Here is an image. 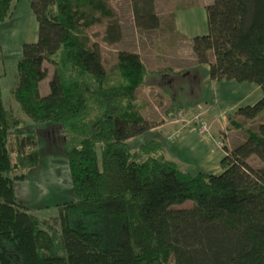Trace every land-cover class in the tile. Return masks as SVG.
I'll use <instances>...</instances> for the list:
<instances>
[{
  "label": "trees",
  "instance_id": "obj_1",
  "mask_svg": "<svg viewBox=\"0 0 264 264\" xmlns=\"http://www.w3.org/2000/svg\"><path fill=\"white\" fill-rule=\"evenodd\" d=\"M19 1L0 0V27ZM132 5L140 28L161 26L155 0ZM30 6L38 39L22 46L13 96L34 122L59 123L77 144L66 153L74 198L55 204L59 228L19 198L16 182L41 161L39 133L5 106L0 84V264H264V166L250 162L264 163V95L230 119L245 139L224 144L223 172L192 174L150 133L161 121L147 120L136 96L147 76L140 54L119 50L108 68L91 38L92 26L114 16L106 0ZM206 11L209 32L190 40L197 63L210 65L212 79L264 91V0H213ZM105 35L119 41V22ZM45 61L54 67L48 93ZM145 133V142H129Z\"/></svg>",
  "mask_w": 264,
  "mask_h": 264
},
{
  "label": "rangeland",
  "instance_id": "obj_2",
  "mask_svg": "<svg viewBox=\"0 0 264 264\" xmlns=\"http://www.w3.org/2000/svg\"><path fill=\"white\" fill-rule=\"evenodd\" d=\"M155 1L156 11L162 24L156 29H144L136 24L132 0H106L109 7L113 9L114 16L105 18L104 22L92 26L89 33L93 42L100 47L104 63L108 68L115 63L117 53L122 49L138 52L147 68V73L161 68H166V72H173L185 64H192L195 60L197 63L191 43L178 35L172 26V14L176 6L186 0ZM25 4H28V10ZM17 7L16 15L13 14L14 18L12 17L13 19L8 24L0 27L2 97L5 106L14 115L20 117L27 126L38 130L41 161L30 171L27 179L16 182V188L19 198L44 221L45 227L50 225L59 228L57 221L59 214L55 204L74 198L66 153L67 148L76 143L59 123L34 122L22 111L20 104L13 96V91L18 85L17 66L21 58L22 46L28 41L35 42V39H38V23L29 7L28 0H20ZM110 20L118 21L122 32L121 39L113 43L108 42L105 35ZM44 66L48 68V76L42 82L41 88L42 92L48 93L54 67L48 61L44 62ZM145 83L136 92L137 98L145 103V108L142 110L143 115L147 120H160L161 124L170 122L172 117L167 115L165 108L159 106L162 96L156 94L153 88L145 86ZM198 112L204 113L205 111L200 109L195 113ZM183 118L191 119L186 114H183ZM201 119L207 123L211 131L203 115ZM185 120L178 122L181 128H187ZM148 135L149 133H145L143 136L131 138L129 142L139 145L145 142L147 138L145 136ZM99 156L101 158V150H99ZM250 162L254 167L264 166V163L256 157H252ZM189 203L190 201H187L185 205Z\"/></svg>",
  "mask_w": 264,
  "mask_h": 264
},
{
  "label": "crops",
  "instance_id": "obj_3",
  "mask_svg": "<svg viewBox=\"0 0 264 264\" xmlns=\"http://www.w3.org/2000/svg\"><path fill=\"white\" fill-rule=\"evenodd\" d=\"M212 1L186 0L179 3L185 7L176 6L175 32L190 43L193 37L207 34L209 25L206 5ZM30 2L28 0L31 8ZM25 5L28 10V4ZM195 61L173 72H166V68L148 71L145 86L153 88L156 94L162 96L159 106L165 110L174 106L181 108L190 117L196 110L203 109V118L211 128L210 134L201 132L197 127L181 128L179 123L172 121L153 127L151 132L162 136L166 156L178 162L184 170L192 174L201 171L219 174L224 170L221 165L225 155L224 144L234 147L245 139L241 130L228 128L230 119L241 107L257 103L264 91L255 82L212 79L210 65Z\"/></svg>",
  "mask_w": 264,
  "mask_h": 264
},
{
  "label": "built area",
  "instance_id": "obj_4",
  "mask_svg": "<svg viewBox=\"0 0 264 264\" xmlns=\"http://www.w3.org/2000/svg\"><path fill=\"white\" fill-rule=\"evenodd\" d=\"M183 114H186V113L183 110H178L176 112V114L174 115V117L171 118V121L178 123V122H180L182 120H185L183 118ZM202 115H203L202 112H198V113H195L193 116H190L189 118H191V119H186L185 120V126L189 127V128L197 127L201 132H203L205 134H210V129H209L207 123L204 120L201 119ZM193 117H194V119H193ZM195 122H197L198 124L194 125ZM220 144L223 145L222 142H220Z\"/></svg>",
  "mask_w": 264,
  "mask_h": 264
}]
</instances>
